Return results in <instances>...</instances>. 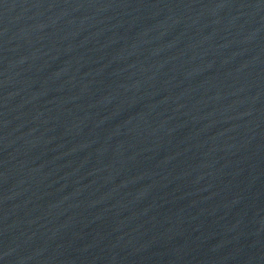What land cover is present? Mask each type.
Masks as SVG:
<instances>
[{
  "label": "water",
  "instance_id": "obj_1",
  "mask_svg": "<svg viewBox=\"0 0 264 264\" xmlns=\"http://www.w3.org/2000/svg\"><path fill=\"white\" fill-rule=\"evenodd\" d=\"M0 264H264V0H0Z\"/></svg>",
  "mask_w": 264,
  "mask_h": 264
}]
</instances>
